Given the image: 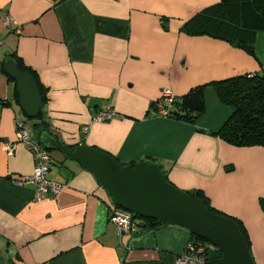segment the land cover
Instances as JSON below:
<instances>
[{
	"label": "crops",
	"instance_id": "0c3cea01",
	"mask_svg": "<svg viewBox=\"0 0 264 264\" xmlns=\"http://www.w3.org/2000/svg\"><path fill=\"white\" fill-rule=\"evenodd\" d=\"M219 2L0 0V264H176L192 240L189 230L173 225L143 233L138 227L120 238L106 189L58 150H49V177L66 187L58 197L34 199L33 186L20 184L33 172L31 151L21 143L14 153L6 149L17 139L16 120L26 118L2 70L11 53L48 88L42 119L50 134L122 164L154 162L177 187L203 190L212 206L243 221L253 258L264 264V146L239 147L210 133L232 112L213 85L206 87V111L196 123L154 107L165 88L179 98L200 84L264 71V31L253 54L184 30ZM106 109L117 115L92 120Z\"/></svg>",
	"mask_w": 264,
	"mask_h": 264
},
{
	"label": "water",
	"instance_id": "95a60500",
	"mask_svg": "<svg viewBox=\"0 0 264 264\" xmlns=\"http://www.w3.org/2000/svg\"><path fill=\"white\" fill-rule=\"evenodd\" d=\"M4 68L16 82L22 112L28 119L37 118L44 102L35 77L22 70L14 57L4 60ZM35 138L46 149L61 151L68 160L91 171L114 206L187 229L211 243L216 249L208 257L209 264H256L239 224L211 211L202 199L177 187L158 164L141 161L121 165L98 148L61 142L46 128L36 131Z\"/></svg>",
	"mask_w": 264,
	"mask_h": 264
},
{
	"label": "trees",
	"instance_id": "16d2710c",
	"mask_svg": "<svg viewBox=\"0 0 264 264\" xmlns=\"http://www.w3.org/2000/svg\"><path fill=\"white\" fill-rule=\"evenodd\" d=\"M184 30L192 35L207 34L215 38L235 42L248 52L255 54L254 42L256 35L258 32L264 31V0H220L218 4L204 9L189 20L184 26ZM8 57H14L22 70L31 73L35 77L40 87L44 107L49 101L48 88L41 83L36 71L24 66L16 53H11ZM2 70L8 79L14 83L15 99L19 103L16 82L7 74L4 68V60ZM208 85H213L220 101L232 109L230 117L223 126L217 131H210V133L239 147L264 146V71L236 75L208 84L197 85L186 94L176 98L169 116L185 122L196 123L198 118L206 111L205 91ZM43 107L37 118H29L34 131L41 128H46L49 131L46 122L42 119ZM113 157L117 159L115 156ZM160 167L162 168V166ZM162 170L170 180L167 172L163 168ZM185 191L202 199L211 211L234 219L239 224L251 251V240L241 219L221 212L212 206L209 197L203 190ZM262 203L264 204V200H262ZM134 219L136 228L140 227L142 233L167 225L159 220L138 215H134ZM191 235L192 239L205 241L192 233ZM215 249L213 247L208 252V256ZM220 255L222 254L220 253Z\"/></svg>",
	"mask_w": 264,
	"mask_h": 264
},
{
	"label": "built area",
	"instance_id": "2783aa9c",
	"mask_svg": "<svg viewBox=\"0 0 264 264\" xmlns=\"http://www.w3.org/2000/svg\"><path fill=\"white\" fill-rule=\"evenodd\" d=\"M12 17L7 15L5 23L9 25ZM176 97L170 88H165L162 91L160 99H158L154 107L156 112L163 116H169V112ZM117 115L114 109L101 110L92 117L95 122L111 120ZM89 129V124L83 126L85 132ZM16 135L17 139L6 143V149L9 153H14L19 143L25 145L32 153L34 160L33 172L29 175H24L20 180L22 185H30L34 188V199L38 202L48 197H58L66 187V183L58 180H53L49 177V172L52 168V157L48 149H46L33 135L32 124L28 118L24 120H16ZM110 222L115 226V229L120 238L131 234L136 230V221L134 214L123 208L113 206L110 211ZM214 246L202 240L192 239L188 242L184 252L180 253L176 258V264H209L208 252Z\"/></svg>",
	"mask_w": 264,
	"mask_h": 264
},
{
	"label": "rangeland",
	"instance_id": "374dc122",
	"mask_svg": "<svg viewBox=\"0 0 264 264\" xmlns=\"http://www.w3.org/2000/svg\"><path fill=\"white\" fill-rule=\"evenodd\" d=\"M3 40V39H2ZM3 45V44H2ZM1 46V45H0ZM184 190V189H183ZM110 197V196H109ZM111 198V197H110Z\"/></svg>",
	"mask_w": 264,
	"mask_h": 264
}]
</instances>
